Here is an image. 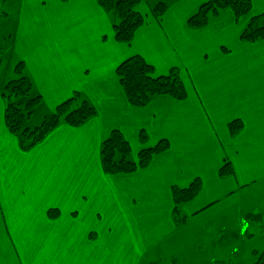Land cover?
Returning <instances> with one entry per match:
<instances>
[{"label": "crops", "instance_id": "0c3cea01", "mask_svg": "<svg viewBox=\"0 0 264 264\" xmlns=\"http://www.w3.org/2000/svg\"><path fill=\"white\" fill-rule=\"evenodd\" d=\"M208 1L179 0L157 16L144 0L136 9L145 22L131 44L116 40L119 19L97 0H17L12 13L0 10L1 54L25 63L44 103L53 111L79 93L97 110L26 152L6 125L0 90V264H165L183 248L188 225L198 231L208 219L222 221L238 197L264 188V39L241 40L264 6L252 0V14L239 22L226 9L206 27H190ZM134 55L158 76L179 69L188 97L132 105L116 71ZM234 120L244 123L236 135ZM115 129L135 161L144 147L164 139L170 147L135 172L107 174L102 144ZM226 161L234 172L223 177ZM196 180L201 189L179 207L180 222L173 190Z\"/></svg>", "mask_w": 264, "mask_h": 264}, {"label": "trees", "instance_id": "16d2710c", "mask_svg": "<svg viewBox=\"0 0 264 264\" xmlns=\"http://www.w3.org/2000/svg\"><path fill=\"white\" fill-rule=\"evenodd\" d=\"M100 6L109 14L117 15L119 22L114 24L115 38L119 42L131 44L136 31L144 24L145 17L137 11L136 7L144 0H97ZM167 9L159 3L154 13L161 16ZM226 9L234 12L236 21L248 17L253 12L252 0H209L200 6L192 15L188 24L199 29L206 27L211 18L217 17ZM264 39V13L252 16L246 30L241 34L245 42H257ZM121 86L128 101L136 107H146L156 96L170 95L178 100L188 97V92L182 81L180 70L173 68L166 76H158L155 68L141 55H134L122 62L116 71ZM14 79L9 80L2 90L5 102V121L8 129L18 137L23 151H30L43 142L46 137L62 123L79 127L97 115L96 108L86 99L76 93L56 107L45 117L40 126L32 128L29 125L35 109L44 102L43 96L37 93L31 77L26 72L24 62L15 67ZM244 128L241 120H234L229 124L232 135H236ZM142 143L148 141V134H140ZM168 140L160 141L154 147H144L138 154V160L132 158V145L119 130L112 131L102 144V163L107 174L132 173L139 168L146 167L153 156L169 149ZM233 167L226 161L220 170L221 176L233 174ZM201 183L196 180L186 189L174 188L176 207L174 212L177 218L181 217L180 206L191 201L200 191ZM59 211L50 210L51 217H57ZM184 222V218H180ZM253 256L257 257L254 264H264V251L255 250Z\"/></svg>", "mask_w": 264, "mask_h": 264}, {"label": "rangeland", "instance_id": "374dc122", "mask_svg": "<svg viewBox=\"0 0 264 264\" xmlns=\"http://www.w3.org/2000/svg\"><path fill=\"white\" fill-rule=\"evenodd\" d=\"M150 5L157 6L159 3L165 4L167 7H174L179 1L175 0H146ZM17 0H0V10L10 12L14 11ZM256 9L264 6V0H254ZM257 11V10H256ZM119 19V18H117ZM4 18L0 20V24H4ZM119 21V20H118ZM1 27V26H0ZM5 38L0 34V90L5 84L16 77L15 67L16 61L10 56L1 54L6 50L4 45ZM46 103L39 105L34 112L29 125L32 128L40 126L45 117L53 111ZM256 192L246 195V197H238V201L230 204L227 210V216L222 221L217 219L205 221L199 227L200 230H189L181 239L180 246L183 248L174 252L177 256H173L170 261L165 264H254L257 257L253 256L255 250L264 251V188H256ZM238 208V209H236ZM244 214L245 221L249 224L247 231H242V226H237L238 215ZM228 227L226 230L222 229ZM238 228H235V227ZM185 229V230H186ZM185 230L183 231L185 233ZM197 251H200L197 253ZM171 253V252H170ZM181 254H183L181 256ZM167 260L164 259L165 262Z\"/></svg>", "mask_w": 264, "mask_h": 264}, {"label": "built area", "instance_id": "2783aa9c", "mask_svg": "<svg viewBox=\"0 0 264 264\" xmlns=\"http://www.w3.org/2000/svg\"><path fill=\"white\" fill-rule=\"evenodd\" d=\"M242 227H243L242 231L245 233L247 231L248 227H249V224L246 221H244Z\"/></svg>", "mask_w": 264, "mask_h": 264}]
</instances>
